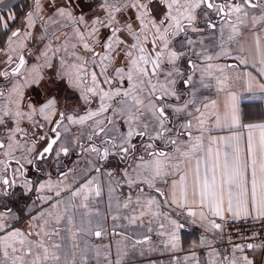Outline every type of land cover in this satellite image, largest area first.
I'll list each match as a JSON object with an SVG mask.
<instances>
[{"label":"snow or ice","instance_id":"snow-or-ice-1","mask_svg":"<svg viewBox=\"0 0 264 264\" xmlns=\"http://www.w3.org/2000/svg\"><path fill=\"white\" fill-rule=\"evenodd\" d=\"M245 98L264 0H0V264H256Z\"/></svg>","mask_w":264,"mask_h":264},{"label":"crops","instance_id":"crops-1","mask_svg":"<svg viewBox=\"0 0 264 264\" xmlns=\"http://www.w3.org/2000/svg\"><path fill=\"white\" fill-rule=\"evenodd\" d=\"M19 2H22V0H19ZM241 108L243 111L246 112V114L249 117V120L247 122L252 123H259L264 122V103H262L259 100L256 99H248L245 98L242 101ZM100 211L102 213H107V205L106 203L100 205ZM107 229L110 230L112 227V221L110 216L107 219ZM200 234L199 228H194L192 226L186 227L181 232V240L184 243V247L187 248L188 245L198 239V236ZM110 237H104L103 239H97L94 236L90 238V242L93 244H108ZM253 255L256 264H264V249L257 250L255 253L251 254ZM150 259L157 262V264H168L167 255H161L160 253H154Z\"/></svg>","mask_w":264,"mask_h":264}]
</instances>
